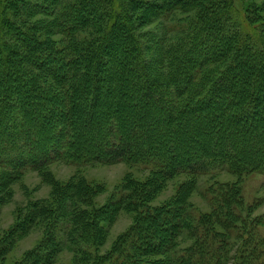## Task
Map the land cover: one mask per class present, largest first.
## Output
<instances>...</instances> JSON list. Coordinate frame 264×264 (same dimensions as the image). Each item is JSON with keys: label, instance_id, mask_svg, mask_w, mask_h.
Returning a JSON list of instances; mask_svg holds the SVG:
<instances>
[{"label": "trees", "instance_id": "obj_1", "mask_svg": "<svg viewBox=\"0 0 264 264\" xmlns=\"http://www.w3.org/2000/svg\"><path fill=\"white\" fill-rule=\"evenodd\" d=\"M90 6L99 10L92 15ZM174 12L191 15L176 43L161 47L139 31ZM242 17L249 27L231 0H0V169L129 162L150 165L153 177L142 185L126 179L100 207L91 206L92 189L81 179L53 184L52 200L28 204L0 238V263L41 225L42 238L15 264H52L64 249L72 264H202L192 249L171 253L193 231L180 194L160 207L147 197L179 174L264 171V22L257 28ZM145 41L160 46L151 58ZM211 66L220 70L213 75ZM224 141L247 147L238 154ZM190 142L198 145L187 151ZM121 211L132 212L133 223L100 253Z\"/></svg>", "mask_w": 264, "mask_h": 264}, {"label": "rangeland", "instance_id": "obj_2", "mask_svg": "<svg viewBox=\"0 0 264 264\" xmlns=\"http://www.w3.org/2000/svg\"><path fill=\"white\" fill-rule=\"evenodd\" d=\"M231 2L236 14L241 17L242 25L249 27L242 21V16H248L254 21L255 23L252 25L254 27L258 28L263 25L264 0H231ZM65 4L67 5V3ZM249 5L257 6L258 10L252 12L251 9L249 10ZM63 7V5L59 6L56 14ZM91 8L89 13L92 15L99 10L97 6ZM88 10L90 9L86 11ZM246 11L249 12L247 15ZM140 12L141 10L133 12L135 18ZM190 16L189 13L174 12L171 17L155 21L152 19L144 26H139V31L143 34L147 32V35L150 34L148 37H152L154 40L158 39L163 43L161 47L168 46L183 37L182 30ZM42 18L44 17L36 16L34 20L48 21V18ZM84 20H86L85 17L82 18V21ZM141 22L138 21V23ZM58 26L62 27L61 24ZM236 28L239 29L238 23ZM223 34L226 36L225 30ZM52 38L57 41L62 39L58 34ZM143 43L147 47V51H145L149 58L155 55L157 49L160 48L159 45L146 43V41ZM159 66L155 65V68L157 69ZM210 69V73L213 75L220 70L219 66H211ZM232 130L239 132L241 127H233ZM88 133L90 134V131ZM85 134L84 137H87L86 132ZM170 138L171 136H166L161 139L150 135L145 139L154 142H169ZM213 139L212 142L218 143V137H213ZM189 144L190 146L184 148L187 151L192 150L193 147L197 148L198 145L197 142ZM221 145L227 150L233 147L235 153L238 154L247 147V144L239 145V143L228 141L222 142ZM150 169L151 166L147 164L118 162L77 165L63 159L51 162L42 172L26 169L22 172L9 174L0 169V181L6 182L0 194V238L14 226L17 213L23 211L22 209L28 204L52 200L53 184L64 187L74 179H81L92 189L91 198L94 201L93 203L89 202L91 206L100 207L111 195L118 194L126 179H132L141 185L149 184L153 178ZM223 190H225V200H221V191ZM179 194L190 212L193 231L180 236L178 244L171 252L175 253V257L185 249H192L191 256L202 264H264V171L238 176L223 170L199 176L179 174L159 184L153 194L147 197L148 205L149 207L164 206L173 202ZM239 215L245 217L246 224L241 221ZM203 217H207L209 223L203 228H199L196 222ZM133 219L132 212L121 211L117 214L109 226L105 242L99 249L100 253L110 248L115 238L133 223ZM222 225H225L226 228L223 229ZM42 232L41 225L35 226L24 237L17 239L0 264H15L20 261L25 253L36 246L42 238ZM248 250H251L252 254L246 257L249 254ZM73 261V254L68 249H64L56 255L52 264H72ZM169 262L174 264L173 261Z\"/></svg>", "mask_w": 264, "mask_h": 264}]
</instances>
